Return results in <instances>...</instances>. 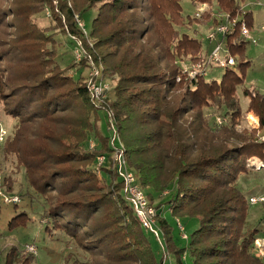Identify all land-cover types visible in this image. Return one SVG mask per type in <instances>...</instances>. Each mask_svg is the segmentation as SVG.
I'll use <instances>...</instances> for the list:
<instances>
[{
    "label": "trees",
    "instance_id": "1",
    "mask_svg": "<svg viewBox=\"0 0 264 264\" xmlns=\"http://www.w3.org/2000/svg\"><path fill=\"white\" fill-rule=\"evenodd\" d=\"M141 1L73 0L68 9L71 21L94 12L83 60L116 81L112 98L99 105L90 83L81 82L77 71L59 68L53 54L24 58L19 45L26 39L0 37V106L16 121L2 155L16 158L26 187L43 197L47 217L87 254L82 264H165L170 254L182 264L185 252L191 264H264L254 251L259 232L247 226L249 201L237 184L247 172V159L264 161V134H258L264 132V94L242 86L249 42L238 29L214 43L206 39L226 16L246 21L251 30V10L241 4L245 0H189L193 8L206 7L199 17H185L180 0ZM183 17L205 28L208 50H202L198 30L183 28ZM0 21L7 24L3 15ZM173 25L192 35H177ZM215 44L235 61L234 68L222 69L219 80L203 74L220 69L207 63ZM183 61L203 68L190 78ZM240 86L245 112L257 118V128H240ZM212 105L220 123L205 116ZM99 113L108 131L111 127V139L97 134ZM91 137L108 150L120 145L117 150L150 205L168 193L164 211L182 228L194 224L187 248L173 240L171 225L158 212L161 206L154 205L163 237V255L156 259L151 234L135 217L123 179L111 184L109 175H94L95 156L84 151Z\"/></svg>",
    "mask_w": 264,
    "mask_h": 264
},
{
    "label": "rangeland",
    "instance_id": "2",
    "mask_svg": "<svg viewBox=\"0 0 264 264\" xmlns=\"http://www.w3.org/2000/svg\"><path fill=\"white\" fill-rule=\"evenodd\" d=\"M141 2L144 4L145 1ZM241 4L251 10L253 25L250 31L256 40L255 45L249 44L246 49V57L250 65L245 69L242 86L256 89L264 94V31L261 30V27L264 26V0H245ZM180 5L182 7L181 12L185 17L186 15L199 17V14L206 7V5H202L199 8H193L189 0H180ZM72 7L73 0H0V15H3L7 22L5 24L0 21V37H4L7 42L15 40L14 37L17 36L26 39L24 44L19 45L22 55L24 53L26 56L24 58H32L40 51L48 52L45 55L53 54L50 59H54L59 68L70 73L77 71L81 75V82L87 81V83L99 86L100 95L93 96L95 104L99 105L105 99L112 98L116 81L107 75L104 76L101 68L92 64L89 59L88 62L83 60L89 53L91 40L88 34L94 12L85 13L82 19L77 16L71 21L67 17V12ZM7 9L11 12H6ZM12 12L16 14V17H13ZM181 20L185 23L183 28L198 30L199 34L196 36L202 44V50H208L209 45L205 41V28L190 19L185 20L183 17ZM71 28L75 30L76 35L70 34ZM32 29L34 32L31 33ZM171 29L173 32H177V35L182 31L192 35V31L182 30L179 26L173 25ZM34 34L38 36L44 34L45 36L28 43L27 38H32L31 36ZM22 55H15V57L19 58ZM182 67L187 72L202 70L203 68L199 64L192 65L184 61ZM222 72V69H207L205 77H214L219 80ZM242 86L238 89V98L243 110L239 125L241 129L250 130V128H257L250 125L256 122L257 118L255 119L252 113L245 112L247 100L243 97ZM215 108L214 105L206 107L204 112L206 118L210 122L214 119L216 124L219 123L218 116L220 113ZM99 118L101 132L97 125V134L102 133L103 136L111 139L113 132L111 133L110 125L109 132L102 113H99ZM15 123L13 118L4 116L0 106V132L5 134L3 140L0 141V264H82L87 259V254L77 243L68 240L58 228L59 226L47 217L46 212L43 211L45 207L43 197L26 187L24 169L16 161V158L2 155L1 146L8 138H11ZM258 134L262 138L264 132L260 130ZM91 139L86 144L84 151L95 156L92 164L94 175L98 178L100 174L109 175L111 184H114L116 179H122L123 171L121 170L120 174L118 169V153L122 155V152L117 150L120 145L118 144V147L114 145L108 150L105 142L102 141L100 144L98 140L92 137ZM246 162L247 172L238 177V188L245 194L247 201L252 196L264 197V161L253 157L247 159ZM106 169H115L116 174H110ZM127 171L134 174L128 168ZM143 194L145 195L144 191ZM167 197L168 193H163L151 206H161L158 212H161V217L164 216L171 225L173 240L180 248H187L194 224H188L181 230L177 221L171 217L170 212L164 211ZM11 198H17L18 203H11ZM248 203H246L248 206L247 226L257 228L259 232L256 240L260 246L258 248L254 242V251L261 257L259 253H264V246H262L264 245V204L250 205ZM13 218H15V224L9 227V222ZM182 235L188 238L187 242ZM149 236L151 249L156 259L160 260L163 255L162 234L159 233L158 238L152 234ZM27 247H32L33 251L28 250ZM169 260L172 264H176L174 255L170 254ZM182 264H191L188 252L182 255Z\"/></svg>",
    "mask_w": 264,
    "mask_h": 264
},
{
    "label": "built area",
    "instance_id": "3",
    "mask_svg": "<svg viewBox=\"0 0 264 264\" xmlns=\"http://www.w3.org/2000/svg\"><path fill=\"white\" fill-rule=\"evenodd\" d=\"M235 29L239 30L240 36L249 42V44H256V40L251 34V31L249 27L247 26L246 21L239 19L237 17L230 18L229 16L225 17V21L222 24L217 25L212 31L208 33L206 36V39L210 42L214 43L217 36H224L226 34L232 33ZM261 30L264 31V26L261 27ZM207 63L211 66H216L220 69H226V68H234L235 61L233 58L229 57L226 58V51L222 48L221 44H215L212 48ZM197 71H189L187 72L188 77L195 78ZM206 71H204L205 75ZM90 91L92 92L93 96L100 95V88L96 84H90ZM220 123V120H219ZM251 127H257L258 123L253 122L250 124ZM5 134L1 131L0 132V141L3 140ZM122 160H121V159ZM118 169L121 174V170L123 171L122 179L124 181L125 185V192L128 196V200L130 202V206L133 210V213L135 217L137 218L139 224L141 227L147 231L148 233L152 234L155 238H158V234L161 233L160 228L157 224L156 219V210L154 207H152L145 195L143 194V191L140 189V187L137 184V180L135 175L132 172H128L126 168L125 160L123 159L122 155L118 153ZM17 198H11L10 202L15 204L18 203ZM249 204L250 205H256V204H264V197L262 196H252L249 198ZM182 230V227L179 226ZM183 239L186 240L187 237L185 235H182ZM255 245L259 248L260 244L255 241ZM264 246V245H262ZM261 246V248H262ZM260 248V250H261ZM28 250L33 251L32 247H27ZM262 256H264V253H259ZM165 264H172V262L169 260V256H167V260Z\"/></svg>",
    "mask_w": 264,
    "mask_h": 264
}]
</instances>
